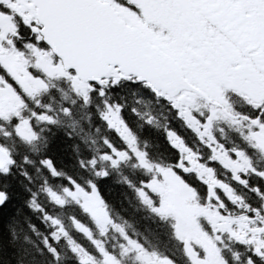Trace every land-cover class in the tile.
Returning <instances> with one entry per match:
<instances>
[{"label":"snow or ice","instance_id":"6c2138e0","mask_svg":"<svg viewBox=\"0 0 264 264\" xmlns=\"http://www.w3.org/2000/svg\"><path fill=\"white\" fill-rule=\"evenodd\" d=\"M0 264H264V0H0Z\"/></svg>","mask_w":264,"mask_h":264}]
</instances>
